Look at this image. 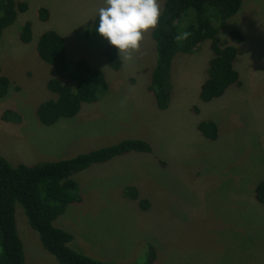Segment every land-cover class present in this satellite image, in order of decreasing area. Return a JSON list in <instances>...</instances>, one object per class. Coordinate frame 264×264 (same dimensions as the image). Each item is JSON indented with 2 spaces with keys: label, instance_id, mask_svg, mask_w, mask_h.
<instances>
[{
  "label": "rangeland",
  "instance_id": "1",
  "mask_svg": "<svg viewBox=\"0 0 264 264\" xmlns=\"http://www.w3.org/2000/svg\"><path fill=\"white\" fill-rule=\"evenodd\" d=\"M18 1L29 8L0 39V77L10 79L7 95L0 98V155L13 166H31L125 139H142L152 147L151 153H141L147 156L131 153L116 162L113 168L121 175L104 164L73 175L79 186L89 179L96 187L79 188L82 201L70 204L54 221L73 234L69 246L121 264H144L151 248L153 264H264V205L255 199V188L264 181V0H244L220 32L225 42H232L233 29L245 36L234 62L242 85H232L208 103L200 99L214 55L205 41L194 53L179 52L174 58L165 110L157 108L148 91L157 61L153 29L144 34L131 60L120 54L123 65L115 71L104 54L106 39L87 34L104 0ZM165 1L159 0L161 11ZM41 7L50 11L47 21L39 18ZM28 21L33 38L24 43L20 32ZM48 30L63 36L70 59L99 68L109 84L99 101L83 104L78 115L52 126L37 116L42 102L57 98L47 88L57 76L55 68L36 50ZM6 111H13L17 120H8ZM205 120L217 124L216 140L198 130ZM102 178L111 184L109 192L102 188ZM120 178L127 179L120 188L132 180L147 184L143 189L132 186L139 188L140 199L150 202L147 211L119 194L115 185ZM16 216L27 264H60L41 245L21 205Z\"/></svg>",
  "mask_w": 264,
  "mask_h": 264
},
{
  "label": "trees",
  "instance_id": "2",
  "mask_svg": "<svg viewBox=\"0 0 264 264\" xmlns=\"http://www.w3.org/2000/svg\"><path fill=\"white\" fill-rule=\"evenodd\" d=\"M244 0H166L152 38L156 42L157 61L148 91L154 96L160 110L168 108L171 100L170 82L172 62L179 52L194 53L205 41H210L213 57L209 62L208 78L201 86L200 99L210 102L225 95L232 86H241L240 74L234 62L238 57V46L245 36L238 29L230 32L232 42L220 37L221 30L229 18L240 11ZM25 1L0 0V39L5 28L11 26L20 13L28 10ZM50 11L39 10L41 21H47ZM95 20H98V16ZM96 21L89 34L95 32ZM187 33V38L184 34ZM101 37V36H100ZM33 38L32 23L26 22L20 39L30 43ZM39 57L55 68L57 76L47 82V88L57 95L56 99L42 102L37 108L39 120L47 126L62 118L78 115L83 104H93L108 90L105 74L85 60L68 57L63 36L55 30L41 34L37 46ZM108 65L115 71L122 68L123 59L114 46L104 50ZM10 79L0 77V98L7 95ZM13 111H6L8 120H17ZM198 130L210 140L219 136L217 124L212 120L201 121ZM131 152L151 153L152 147L142 139H125L114 145L78 154L72 158L13 166L0 155V264H27L25 246L17 225V205L24 209L29 225L37 232L43 248L60 264H121L105 262L78 252L69 246L73 234L58 228L54 221L62 216L67 207L80 203L82 195L73 175L87 170L94 164L105 163ZM127 198L139 202L147 211L150 202L140 199L138 190L127 187ZM255 199L264 205V181L255 188ZM155 249L151 248L144 264H153Z\"/></svg>",
  "mask_w": 264,
  "mask_h": 264
},
{
  "label": "clouds",
  "instance_id": "3",
  "mask_svg": "<svg viewBox=\"0 0 264 264\" xmlns=\"http://www.w3.org/2000/svg\"><path fill=\"white\" fill-rule=\"evenodd\" d=\"M97 15L95 32L131 60L144 34L158 25L161 6L159 0H104Z\"/></svg>",
  "mask_w": 264,
  "mask_h": 264
},
{
  "label": "crops",
  "instance_id": "4",
  "mask_svg": "<svg viewBox=\"0 0 264 264\" xmlns=\"http://www.w3.org/2000/svg\"><path fill=\"white\" fill-rule=\"evenodd\" d=\"M131 153H134L135 155H138V156H147V154H141V153H144V152H138V153H135V152H131ZM131 153H128V154H126V155H123V156H118V157H116V158H113L112 160H110V161H108V162H105V163H100V164H94V165H92V166H99V165H101V164H104L105 165V169H107V170H114L115 172H117L119 175H121L122 173H119L120 172V170L118 169V168H113L114 167V165L116 164V162L117 163H120V161H121V159L122 158H128L130 155H131ZM130 154V155H129ZM72 158V157H71ZM152 158V157H151ZM156 162H158L157 160H155V164H156ZM153 163H154V161H153ZM159 163H160V160H159ZM159 163L157 164V167H158V165H159ZM130 167V169H131V171H132V173L131 174H136L135 172L133 173V169H132V167L131 166H129ZM91 168V167H90ZM85 171V170H84ZM95 172H96V170H94ZM83 172V171H82ZM130 174V173H129ZM126 175H128V174H126ZM126 175H124V176H126ZM144 177V176H143ZM81 180H85L84 178H81ZM126 181H127V179L126 180H123L122 178H120V184H117V185H115V187H121V185L122 184H126ZM78 182V184H79V181H77ZM101 185H102V188L106 191L107 190V192H109L111 189H109V187L111 186V184L108 182H106L105 181V179L104 178H102L101 179ZM134 185H139V187H140V189H143L144 188V186L145 185H147L146 183L145 184H142L141 182H134V180H132V182H128V184L127 185H125L124 187H122V188H120L118 191H120L121 190V193H119L118 191V193L119 194H122L123 195V197H124V191H125V189L127 188V187H132V186H134ZM85 187H91V188H95L96 186L89 180V179H87L86 180V182L82 185V186H79V188L81 189V188H84L85 189ZM137 189H138V191H139V188L138 187H136ZM109 189V190H108ZM113 193V192H112ZM140 193V192H139ZM83 198V197H82Z\"/></svg>",
  "mask_w": 264,
  "mask_h": 264
}]
</instances>
